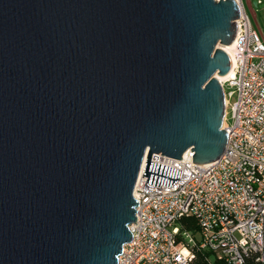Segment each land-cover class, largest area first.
<instances>
[{"label": "water", "instance_id": "water-1", "mask_svg": "<svg viewBox=\"0 0 264 264\" xmlns=\"http://www.w3.org/2000/svg\"><path fill=\"white\" fill-rule=\"evenodd\" d=\"M235 0H0V264H117L140 167L225 149Z\"/></svg>", "mask_w": 264, "mask_h": 264}, {"label": "built area", "instance_id": "built-area-1", "mask_svg": "<svg viewBox=\"0 0 264 264\" xmlns=\"http://www.w3.org/2000/svg\"><path fill=\"white\" fill-rule=\"evenodd\" d=\"M235 1L239 17L232 55L225 51L232 74L220 81L225 149L207 163L192 161L190 149L179 159L152 154L150 161L181 170L169 186L146 183L143 161L132 191L138 204L128 225L131 240L117 264H192L204 250L210 252L208 264L214 258L264 264V39L243 0ZM261 2L247 0L251 9ZM183 217L193 218L195 227L180 224Z\"/></svg>", "mask_w": 264, "mask_h": 264}, {"label": "rangeland", "instance_id": "rangeland-1", "mask_svg": "<svg viewBox=\"0 0 264 264\" xmlns=\"http://www.w3.org/2000/svg\"><path fill=\"white\" fill-rule=\"evenodd\" d=\"M255 0H252V2ZM245 9L251 19L252 26L257 30L261 39H264V0L259 4H252V9L249 7L247 0H243ZM236 100V95L233 94L229 98V102L233 103ZM228 122L231 123L232 120L229 118ZM198 237L197 234H195Z\"/></svg>", "mask_w": 264, "mask_h": 264}, {"label": "trees", "instance_id": "trees-1", "mask_svg": "<svg viewBox=\"0 0 264 264\" xmlns=\"http://www.w3.org/2000/svg\"><path fill=\"white\" fill-rule=\"evenodd\" d=\"M180 224H183L186 228H194L195 227V220L193 218L183 217L179 220ZM210 252L204 250L202 252H198L192 262V264H208L206 258L209 256ZM210 264H226L223 259L214 258ZM243 264H259L254 259H247Z\"/></svg>", "mask_w": 264, "mask_h": 264}, {"label": "bare ground", "instance_id": "bare-ground-1", "mask_svg": "<svg viewBox=\"0 0 264 264\" xmlns=\"http://www.w3.org/2000/svg\"><path fill=\"white\" fill-rule=\"evenodd\" d=\"M221 46L228 54L232 55L233 42ZM231 74H232V70H229L226 74L216 75V77L218 78L219 81H222L223 79L228 78Z\"/></svg>", "mask_w": 264, "mask_h": 264}]
</instances>
